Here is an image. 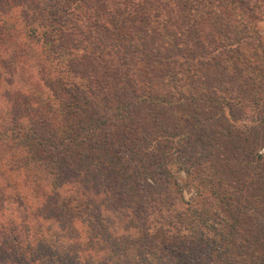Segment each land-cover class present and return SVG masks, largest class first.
I'll use <instances>...</instances> for the list:
<instances>
[{
  "label": "trees",
  "instance_id": "obj_1",
  "mask_svg": "<svg viewBox=\"0 0 264 264\" xmlns=\"http://www.w3.org/2000/svg\"><path fill=\"white\" fill-rule=\"evenodd\" d=\"M260 2L0 0V148L62 238L0 264H264Z\"/></svg>",
  "mask_w": 264,
  "mask_h": 264
},
{
  "label": "rangeland",
  "instance_id": "obj_2",
  "mask_svg": "<svg viewBox=\"0 0 264 264\" xmlns=\"http://www.w3.org/2000/svg\"><path fill=\"white\" fill-rule=\"evenodd\" d=\"M47 2L48 0H42ZM260 7L262 10L258 13L262 18L257 21V28L259 32L264 35V0H261ZM260 10V9H259ZM3 93L0 91V94ZM0 99V108L5 106V97ZM3 112L5 110L3 109ZM6 152L3 151L4 147L0 148V184L5 187L4 191L11 196L4 203L3 209L0 211V232L8 237H14L16 234L21 235V238L25 242H32L34 244L40 241H46L50 244L51 251H58L60 249V230L58 224L55 221L44 220L38 216L37 207L41 202L40 196L34 191L33 187L29 186L27 183V178L24 171L12 170L14 155L10 154L11 141H3ZM21 156V154L18 152ZM47 189H50L48 185ZM191 196L190 190H186L184 193L185 199ZM41 199V200H40ZM207 207L213 208L214 204H211L210 200L204 204ZM135 210H133L134 212ZM39 217V218H38ZM138 218L136 216H124L118 218L116 232L122 235L124 232L131 231L128 227L130 225L137 226ZM132 222V223H131ZM85 234H81V238ZM26 239V240H25ZM33 245V244H32ZM108 245V244H107ZM109 246V245H108ZM117 259V257H115ZM44 261V262H43ZM38 262L32 261L33 264H52L51 260H48V255L46 259ZM117 263L128 264L130 260L125 258H118ZM132 264H134L132 262ZM137 264V263H135Z\"/></svg>",
  "mask_w": 264,
  "mask_h": 264
}]
</instances>
